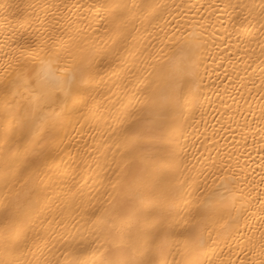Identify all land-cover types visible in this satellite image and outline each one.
Segmentation results:
<instances>
[{"label":"bare ground","instance_id":"1","mask_svg":"<svg viewBox=\"0 0 264 264\" xmlns=\"http://www.w3.org/2000/svg\"><path fill=\"white\" fill-rule=\"evenodd\" d=\"M0 264H264V0H0Z\"/></svg>","mask_w":264,"mask_h":264}]
</instances>
